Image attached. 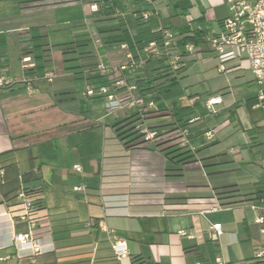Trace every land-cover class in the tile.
Masks as SVG:
<instances>
[{
	"label": "crops",
	"instance_id": "1",
	"mask_svg": "<svg viewBox=\"0 0 264 264\" xmlns=\"http://www.w3.org/2000/svg\"><path fill=\"white\" fill-rule=\"evenodd\" d=\"M120 1L129 2V12H119ZM113 10L111 16L91 10L96 22H111L113 28L100 32V44L92 43L94 54L80 64L121 66L131 55L138 67L126 72L127 83L139 88V81H155L144 97L154 101L157 110L145 123L159 138L146 143L139 139L132 143L138 146H126L140 135L122 141L117 126L137 115L135 110L121 121L116 114L123 110L94 117L78 105L75 86L79 82L84 86L90 69L66 70L62 54L52 48L87 33L85 23L74 25L81 31L71 33V41L47 44L44 50L50 51L51 62L45 69H39L43 64L36 60L37 70H22V59L36 57L41 50L34 49L33 55L19 52L14 60L2 53L0 77L17 84L0 88V264H121L113 250L117 243L127 245L129 264L135 257L148 264H215L217 257L231 264L252 260V264H264L254 255L256 249L264 248V224L255 222L264 218V204L254 201L210 211L220 205L217 188L235 186L242 194L261 191L264 195V121L256 115L257 97L233 95L237 84L258 92L248 64L221 65L213 51L200 46L196 56L178 68L183 69L178 84L159 96L158 87L169 75L178 77V69L145 59L143 53L153 34L167 28L219 33L230 15L228 0H114ZM147 11L153 15L143 21ZM9 26L6 31L0 26V35L29 31L40 38L42 32L27 24ZM33 42L40 45L39 39ZM118 48L121 57L112 52L108 63L99 55L100 50ZM56 54L62 62L59 69ZM91 58L96 59L88 61ZM96 67L94 74L100 77ZM49 70L56 73L53 83L44 80ZM25 79L34 80V90L21 83ZM213 98L221 103L209 109ZM184 129L188 130L187 147L198 160L183 167L182 177L169 178L167 169L172 164L162 153V144L179 142ZM77 165L80 173L73 170ZM21 188L42 192L34 235L43 239L45 247L55 248L50 254L17 257L15 237L29 232L17 217ZM214 224H221L223 230L217 241L209 238Z\"/></svg>",
	"mask_w": 264,
	"mask_h": 264
},
{
	"label": "built area",
	"instance_id": "2",
	"mask_svg": "<svg viewBox=\"0 0 264 264\" xmlns=\"http://www.w3.org/2000/svg\"><path fill=\"white\" fill-rule=\"evenodd\" d=\"M230 15L223 21L221 31L217 34H207L203 37L207 46L213 51L220 64L223 65L229 61L246 62L254 77L258 88V102L264 106V0H228ZM94 13L99 11V4L91 5ZM153 15L152 11H147L142 15L143 21H148ZM199 47L193 43L184 46L183 52L176 46V34L171 30H165L159 41H151L143 48L145 59L163 61L169 64L172 69H178L183 61L192 56H196ZM138 63L128 55V62L121 66L107 67L99 64L96 72L108 81V84L96 85L88 80H84V96L87 98H104V108L109 113H115L120 110H135L138 120L135 122V131L141 135V139L146 142L154 141L159 138V134L151 131L145 123L146 117L151 111L157 110L154 101H147L136 85H129L126 81V72H135ZM35 69V63L30 56L22 59V70L30 71ZM56 73L52 70L46 71L44 80L53 83ZM28 91L34 90V80L25 79L21 82ZM17 84L16 81L0 77V88H10ZM221 103L220 98H213L208 101V108ZM181 146H187L188 130L181 131ZM207 136L211 139L214 132H209ZM75 172L82 171L81 166L73 168ZM75 190H80L76 188ZM41 194H32L21 188L17 195L20 204L19 220L25 222L29 227L27 234L17 235L15 244H17V257L19 259L33 258L38 255H46L55 251L53 246L45 247L43 239L36 238L34 231L38 225L39 209L36 206L37 200ZM221 209L220 205L210 211ZM207 211V212H210ZM256 224L263 225L264 218H257ZM102 231L108 233L109 230L100 223ZM223 235L222 225L214 224L209 229V238L217 241ZM117 260L121 264H129L128 248L125 243H117L113 246ZM255 259L264 260V248L255 250ZM198 264H203L199 262ZM215 264H231L222 257H217Z\"/></svg>",
	"mask_w": 264,
	"mask_h": 264
},
{
	"label": "rangeland",
	"instance_id": "3",
	"mask_svg": "<svg viewBox=\"0 0 264 264\" xmlns=\"http://www.w3.org/2000/svg\"><path fill=\"white\" fill-rule=\"evenodd\" d=\"M25 0H2L0 1V26L5 31L9 25L12 23L27 24L29 29H40L42 32L39 38V44L44 46L52 43H62L68 42L72 39L71 35L75 32L81 31L80 29H73L74 25L80 21L85 23L86 32L92 43L97 47L100 43V32L109 30L111 27V22H96L92 11L90 10V5L93 0H79L78 2L71 4L53 5V6H42L35 8H24L26 5L20 2ZM128 1H120L118 3L119 12L125 14L129 12ZM48 24L42 27V24ZM72 33V34H71ZM33 35L31 32H25L24 34H12L10 32H5L0 35V55L2 53H7L11 56V59L19 54V52H30V45L33 47ZM129 40L131 39L128 37ZM75 39V38H74ZM129 43L132 41H128ZM33 50V49H32ZM35 52V50H34ZM33 52V53H34ZM114 53L121 57L122 51L118 48L117 50H100L99 55L105 60L106 63L110 62V53ZM38 53V51H37ZM40 53V52H39ZM55 67L59 69L62 66L60 56L56 54L55 57ZM96 58H91L88 61H92ZM101 59V58H100ZM102 59V60H103ZM112 68L113 66H107ZM36 68V66H35ZM24 73L26 71H23ZM240 84V83H239ZM77 103L83 108L86 115L89 116H110L112 113L104 109V98H88L83 95L84 86L81 83H77ZM83 89V90H82ZM233 95L235 98H254L258 96L257 90L249 88L247 85H236L233 87ZM85 97V98H84ZM259 105V109L256 112L257 116H261L264 121V106L258 103V99H255L253 103ZM261 108V109H260ZM134 110L124 109L122 112L116 114L121 116V121L132 115ZM48 111L45 112V117ZM264 125V123H262ZM264 136V135H263ZM264 138V137H263ZM96 147L95 144H93ZM264 150V145L263 148Z\"/></svg>",
	"mask_w": 264,
	"mask_h": 264
},
{
	"label": "trees",
	"instance_id": "4",
	"mask_svg": "<svg viewBox=\"0 0 264 264\" xmlns=\"http://www.w3.org/2000/svg\"><path fill=\"white\" fill-rule=\"evenodd\" d=\"M2 1V0H0ZM23 5H26L24 8H35V7H42V6H51V5H60V4H67L70 3L69 0H25L20 2ZM100 6V9L98 13H102L103 16H111L114 14V0H99L97 2ZM84 26H79V28H82ZM165 30H171L176 34V46L177 49L181 52H183L184 46H186L189 43H193L197 47L203 46L206 43L203 40V37L207 35L208 33L204 32H192L189 28L184 29H165ZM162 30L158 33L153 34L152 38L147 42L151 41H159L162 38ZM39 37H34L32 40H37ZM146 43V44H147ZM30 47H32L30 45ZM46 46L37 45L34 44V46L31 48L30 52H27L26 55H33L34 49L41 50L40 54L36 57H33V62L41 61L42 66H39V69H45V66L51 62L50 56H49V50H44ZM33 49V50H32ZM54 50L60 52L63 57V62L65 64L66 70H71L74 72H78L82 68H89V75L87 76L88 80L95 83L96 85H103L108 84V81H97L101 80V76L98 77V75H95V67L96 65H81L80 62L83 60V58H88L94 54L92 41L87 33H82L81 35L75 37L74 41L69 43H63L53 46ZM163 62V61H162ZM36 68L34 70H37V65L35 63ZM34 70H30L29 72H33ZM183 69H178L176 72L178 74V77L170 76L169 80H165L164 83L161 84L160 87L157 89V93L159 96H162L163 94H166L169 92V90L176 86L178 84L179 76ZM34 74V73H32ZM168 77V76H166ZM172 77V78H171ZM97 81V82H94ZM154 80L146 83V80L139 81L136 84L139 85V88L141 89V93L144 96L145 92H150L154 88ZM136 118V119H135ZM138 120L137 115L131 116L128 119H126L122 124L118 125L119 127L117 129L118 137L122 141H127L131 139L133 136H136L138 133L135 131V122ZM141 135L136 137L135 139H132L126 143V146L132 145V147H136L139 144H132L136 142L137 140L141 139ZM142 143H146V141H142ZM141 144V143H140ZM163 149L161 150L164 156L167 158V160L172 164L171 167L167 169V177L171 178H180L183 176V167L185 165L197 162V156L195 153H193L187 146H181L179 142L175 143L173 141H168L164 144H162ZM217 198L219 201V204L222 208L228 209L233 208L236 206H239L241 204L245 203H252L254 201L259 202L260 204H264V195L261 191H256L253 193L248 194H242L240 190L235 189V186H225L221 188H217ZM27 191V190H26ZM32 194H41V191H28ZM41 197L37 200L36 206L38 209H41ZM253 261V260H252ZM249 261L247 264H252ZM132 264H148L145 262V260L142 257H135L132 259Z\"/></svg>",
	"mask_w": 264,
	"mask_h": 264
}]
</instances>
